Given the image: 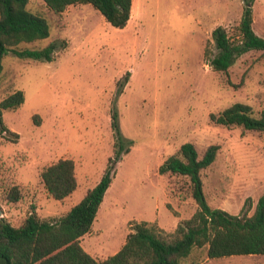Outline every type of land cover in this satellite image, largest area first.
<instances>
[{"label":"rangeland","instance_id":"obj_1","mask_svg":"<svg viewBox=\"0 0 264 264\" xmlns=\"http://www.w3.org/2000/svg\"><path fill=\"white\" fill-rule=\"evenodd\" d=\"M253 1V28L264 37V0ZM124 28L112 26L92 4L70 5L57 14L44 0L28 9L45 17L50 35L20 48L55 42L51 61L22 59L9 52L0 73V102L17 89L25 101L3 111L18 137L0 133V219L20 225L35 208L59 218L79 203L115 157L119 136L131 141L115 162V176L90 233L81 238L97 259L115 254L133 222L154 224L165 238L190 218L197 203L188 177L161 174L159 167L187 142L200 156L219 145L202 171L211 207L253 214L264 193V134L212 119L236 102L264 110V52L249 50L230 69L215 70L205 48L218 53L212 31L234 37L245 0H135ZM61 158L75 162L77 187L63 200L46 190L41 172ZM17 187L19 199L11 200ZM154 220V221H151ZM158 220V221H156ZM195 248L184 264H264V254L208 258Z\"/></svg>","mask_w":264,"mask_h":264},{"label":"trees","instance_id":"obj_2","mask_svg":"<svg viewBox=\"0 0 264 264\" xmlns=\"http://www.w3.org/2000/svg\"><path fill=\"white\" fill-rule=\"evenodd\" d=\"M31 0H0V73L3 59L13 52L22 59L51 61L55 42L42 48H23L21 43L34 42L49 37L48 20L28 9ZM246 7L237 26L238 34L232 37L223 26L212 31L218 49L205 48V57L217 71L227 72L237 57L249 50L264 52V37L253 28V1L245 0ZM55 13H63L68 6L92 4L116 28H124L132 16L133 0H44ZM25 101L24 91L17 89L0 102V133L15 137L19 134L9 129L3 120V111L16 109ZM212 119L219 124L241 126L245 130L264 134V110L259 116L250 104L236 102ZM113 127L119 136L115 141V157L109 159L101 179L89 189L84 198L59 218H42L35 208L16 226L0 219V264H184L195 248H206L208 258L234 254H264V193L258 199L253 214L243 207L242 214H232L220 207H211L204 195L202 171L216 159L219 145H210L202 156L196 146L187 142L159 167L161 174L188 177L189 190L197 203L190 218L181 220L174 237L165 238L154 224L143 220L133 222L122 247L105 259L92 256L81 244L97 217L105 194L115 176V162L122 152L129 150L131 141L122 140L113 115ZM41 177L47 192L63 200L77 187L75 162L61 158L45 167ZM11 200L19 199L17 187L11 189Z\"/></svg>","mask_w":264,"mask_h":264},{"label":"crops","instance_id":"obj_3","mask_svg":"<svg viewBox=\"0 0 264 264\" xmlns=\"http://www.w3.org/2000/svg\"><path fill=\"white\" fill-rule=\"evenodd\" d=\"M135 3H136L135 0H133V9H134V5H135ZM133 9H132V10H133ZM132 15H133V13H132ZM151 221H154V220H151ZM156 221H158V220H156ZM91 230H92V229H91ZM89 233H90V232H89ZM92 256H93V255H92ZM94 257H95V256H94ZM95 258H96V257H95Z\"/></svg>","mask_w":264,"mask_h":264}]
</instances>
